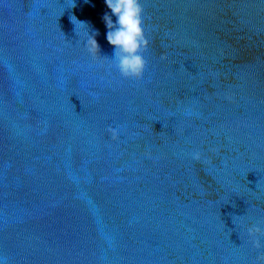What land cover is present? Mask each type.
Segmentation results:
<instances>
[{
  "label": "clouds",
  "instance_id": "obj_1",
  "mask_svg": "<svg viewBox=\"0 0 264 264\" xmlns=\"http://www.w3.org/2000/svg\"><path fill=\"white\" fill-rule=\"evenodd\" d=\"M105 4L110 9V14L105 13L103 17L108 29L106 39L113 46V54L111 58L101 55L100 45L96 40L99 33L95 30L88 36L85 47L93 59L103 60L109 63L110 67L114 66L123 78L140 80L147 67L144 54L150 46V41L145 35L142 0H105ZM70 20L75 29L77 23L89 28L86 22L77 20L75 16H71ZM164 58L162 55L161 59ZM108 131L113 139L119 137L117 129L109 128ZM194 158L198 159L199 154H194ZM247 234L253 247L260 249L262 245L258 237L264 235V229L254 225L247 229ZM257 261L258 264H264V254L259 255Z\"/></svg>",
  "mask_w": 264,
  "mask_h": 264
}]
</instances>
